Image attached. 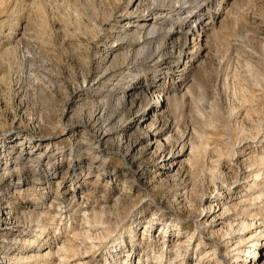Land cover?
Listing matches in <instances>:
<instances>
[{
  "label": "rangeland",
  "instance_id": "obj_1",
  "mask_svg": "<svg viewBox=\"0 0 264 264\" xmlns=\"http://www.w3.org/2000/svg\"><path fill=\"white\" fill-rule=\"evenodd\" d=\"M25 1L29 0H0V140L10 137V141L16 142L18 141L17 138L23 136V138L26 137L27 139L33 140L28 146H40L38 152L46 151L45 155H35V160L28 163L26 161H24L26 163L22 162L24 166L27 165L24 167L26 168L25 178L31 184V179L35 178L36 175V178L42 176L37 173L38 171L41 170L42 172L50 168L56 161H62V169L57 171L54 179L50 180V188L47 189V193L44 195L42 203L45 208L37 211H43V209L46 211L48 209L50 202L59 194L57 193L56 187L60 183L61 186L65 184L69 189L72 187L71 183L73 181L69 180L68 176L70 172L69 169H66L67 164L72 166L78 163L79 158H83L86 159V166H82V172L80 171L81 173L77 179L79 181L77 185L81 189L80 191L78 190L80 197L88 201V206L96 209L100 208L98 204H100L101 199L106 201L101 203L107 209V221H109L108 224L114 230L116 238L122 237L124 241L129 243L131 235H140L139 242L133 245L138 255L137 258L142 257L146 250H149V253H151L150 256L152 253L158 254V252L161 253L163 250L164 260L162 264H167L168 260L178 262L181 259L185 260L182 264H194V259H196L197 255H201L203 259L202 263L204 264H234L233 261L237 251L257 243L253 239L252 241L255 242L245 244L241 247L239 246L236 248L237 250H231L235 244L233 241H237V238H233L234 240L231 239L232 247L230 243H227L230 239L224 233L228 229V222L231 220L233 227L236 229L240 228V223L247 219V217L243 216H246V212L241 211V207L228 212V218L231 217L229 221L225 220L226 218L220 219L221 221L223 220L222 223L216 226V229L225 231L214 239L208 238L207 235L197 236L200 227L197 225V222L199 223L205 220V223H207L205 225L210 223L215 212L212 210L206 215L203 212L210 201L223 197L224 201L227 202V206L233 202H237L238 195H241L252 184L251 175L258 171L257 167H253V170L248 171L250 167H248L249 162L247 161V157L250 153H257L258 149L264 148V146L261 147L264 143L259 140L260 136H264V130H260V127H264V84L262 85L264 83V0H203V2L211 7V11L219 13L220 18L224 21L225 28H221L219 31L217 29L220 33H218L219 36L224 37V43L217 44L216 37L214 39L213 36L209 38L210 45L208 44L207 47L208 55L205 59H199L195 63L196 67L191 73L192 75L188 84L192 85V93L185 96L187 99L184 97V99L181 98L182 103H174L173 98L170 97L166 102L163 95L160 96L159 93H155L149 87L152 84H161V87H167L169 89L176 86L178 82V80H175V76L178 73L177 70L185 64L184 62L182 66H179V61H177L178 52H181L185 44L187 47H190L191 41L194 44L196 43L192 37L194 35L197 37L200 32L203 33L206 29V24L211 22V16L209 14H205L197 28L193 29L191 25L189 28L183 30V32L181 31V37L174 41V46L171 43V54L164 56L166 58L165 61H155L152 64V70L151 68L143 70L139 68V72L136 71L134 72L135 74L133 73L149 86L144 90L136 88L138 89V93L143 91V94L136 96V99L132 100L133 106L127 100L126 105L123 104L121 107H118L114 103L118 96L114 95V98L110 101V106L107 108L108 110L98 120L96 118L91 119V112L88 110L93 109V107L97 108V105L103 100L102 96H105L108 91L107 89L110 87L101 88L97 92V96H95L96 99H91L90 97V95L94 94V91L89 94L88 91L94 88L89 89L91 87V80L89 78L91 79L92 72L97 68L95 62L99 60V55H106L105 52L108 48V46H101L105 42V40L103 41V36L98 41L93 42V44L88 42V55L90 58H94L91 62L92 64L90 63L91 65L86 69L77 63L75 65L69 58L72 56L76 42L67 39L63 41L62 38L60 40L57 37L50 36V38L48 36V41L46 38V42L41 43L37 36H35V32L38 29L36 28V22H34L35 14L31 12V9L29 11V8L26 7L28 2L26 3ZM73 1L56 0L55 2L58 4L55 2L53 4L58 7L60 14L64 12L63 15H68L70 13L68 17H72L71 6L75 5ZM125 1L123 0L122 4ZM224 2L225 4H223ZM26 8L28 9L26 10ZM119 9L117 8L115 10L111 22L105 24V31L110 38L114 34L112 32L114 27L118 30L119 25H122L124 22L125 17L121 16ZM29 12V18L32 17L33 19L31 18L32 21L30 19L26 25L27 28L25 27L26 29L23 35L22 28L24 23H21V20ZM22 13L24 14L22 15ZM61 42L64 45H59ZM110 43L112 45L113 40L108 44L110 45ZM167 47L168 51H170V43ZM11 49H14V51L7 53L8 56H6V51H11ZM96 51L98 54H95ZM183 51L188 52L190 49ZM74 57L77 56L74 54ZM188 60L185 61L187 67H190L191 61ZM246 64L248 66L250 65L257 74L261 73L260 77L263 78L259 79V76L254 77L257 74L253 75V77L252 75L249 76V73H246L248 71ZM84 77H87L88 81L84 82ZM117 77L113 78L111 83H116L119 78ZM131 78L130 76L129 79ZM47 79L51 81L50 85L46 83L48 81ZM252 79L257 81L256 84ZM201 89H203V92ZM201 95H204L205 97H202L205 99L203 98L199 103L197 98ZM78 97L83 99L81 103L76 102L78 101ZM181 99L178 101H181ZM250 103L252 104L250 105ZM80 104L84 106L83 112L86 111L85 114L80 116L73 115V110L77 111L79 107H82ZM194 104H202V107L199 105L201 108L196 110H201L198 111L199 114L194 112ZM157 105H161V108H159L161 111H167L168 109L165 112L168 126L177 127L180 125L179 132H182L185 128H189L190 130L196 128L195 130L198 129L197 132L199 134L198 139L195 140L196 144L199 142L201 144L204 143L203 150L205 153H202L205 155L200 153L201 155L199 157H197L198 155L191 157L193 159L191 160V164H183L180 173L175 171V168L166 177L162 176L163 174H159L163 172L161 171L163 167L158 158H156L158 153L155 154V148H157L161 140L159 138L155 139V134L150 131L149 125L152 119V112L143 118L138 125L132 126V121H137L143 111L149 110L150 107ZM175 107L179 111H175ZM193 109L194 111H192ZM118 110L123 111V114L124 112L126 114L129 113V115L125 114V117L122 119L117 117L113 119V122L109 123L108 119L110 115L117 114L115 111ZM262 112L263 115H261ZM131 118L134 120H131ZM113 125L125 130V139L121 140V142L116 136L103 140L98 139L99 136L96 133L98 127L104 129ZM256 129H259L258 132ZM252 135L253 137L256 136L253 138ZM178 136H180V133H177L174 139H177ZM105 140H110V143H105ZM125 141L129 144L127 145L129 152H126L125 147H123L126 146ZM171 144L173 145L174 141ZM236 151H240L242 156L237 157V154H235ZM175 152H177V149ZM95 154L96 160L92 159V156ZM231 155L235 156L231 158ZM16 156L14 154L12 157ZM132 156L134 159L131 158ZM5 160V157L1 153L0 175H2L0 176V188L6 186L7 179H9L10 175L15 176L19 172L18 170L15 171L13 167L14 170H11L12 174H8L9 169L6 167ZM142 173L146 174L144 175V182L141 186V184L137 185L135 181L142 177ZM262 180L264 179L257 181L263 185L264 182ZM13 181L14 183L17 182L15 177ZM186 183L189 185V189H192V193L188 194L187 197H181L180 194L184 193L183 187ZM122 191L123 193H121ZM12 193L13 191L8 188L0 189V201L2 203L22 201L18 200V195L15 196L16 198H14V195L13 198H8ZM35 196L36 198H40L39 195L35 194L29 195V197L22 196L23 198L25 197L24 199H27L25 200L27 205L26 211L31 209L30 206L36 201ZM116 199H118L117 202ZM69 201L68 199V203ZM245 207H249L254 211V217H256L258 224L256 227L264 234V197L260 201H249ZM54 209L52 207L50 211ZM125 212L130 213L126 214ZM26 219L28 218L20 216L19 220L21 225L25 223V226L28 225L29 221H26ZM49 220L53 221V225L49 224L51 223ZM75 221L76 223H81V217L79 218L77 216ZM149 221L153 224L150 230L154 232L157 241L152 246H150V241L146 240L150 234V230L148 231L146 224ZM69 222L66 220L62 222L64 224L61 223L60 225L58 219H47L48 229L43 234L44 240L54 235L58 227L60 228L59 234L57 232V236L52 238L54 240H51L55 241L57 239L55 241L56 243H61L60 241H66L67 239L69 242L72 241L71 234L66 229ZM174 222L180 224L179 228L173 226ZM162 223L170 228L162 231ZM135 224H138V226L135 228L136 232H133L129 227ZM10 225L14 227L13 223ZM196 225L197 228L194 230ZM141 226L142 228L138 230ZM201 228H203V225ZM164 232H166V235L170 234V236L174 233L178 235L177 237L171 238L172 241L170 240L171 250L168 248L166 251L161 246ZM178 232L179 234H177ZM142 233L144 235L146 234L144 238H142ZM191 235H193L195 242L188 248L187 255L184 257L185 250L180 249V258L175 259L176 250L174 248H176L180 240L183 241L186 236L190 237ZM111 241L100 246L99 250L93 255L88 254L86 258H83L81 260L83 264H104L106 254L112 244ZM262 241H264V238ZM78 242L80 241H76V244ZM197 242H200V245L196 247ZM16 248H19V246L17 245ZM24 248L26 249L27 246ZM260 249H263V254L264 246ZM210 250L213 253L208 256L207 252ZM14 252L8 251L7 256ZM263 256L259 258V264L261 262L264 264ZM124 258L122 257V259ZM137 258H135V262L138 260ZM4 259L2 258L1 260ZM70 260L63 264H75L79 261ZM153 261L154 259H152L151 264H155V261ZM0 263L3 264L2 261Z\"/></svg>",
  "mask_w": 264,
  "mask_h": 264
},
{
  "label": "bare ground",
  "instance_id": "obj_2",
  "mask_svg": "<svg viewBox=\"0 0 264 264\" xmlns=\"http://www.w3.org/2000/svg\"><path fill=\"white\" fill-rule=\"evenodd\" d=\"M55 1L53 0L25 1L26 3L28 2V4H26V7L29 8V11L31 9V12L35 14V17L31 15L34 17V22H36L37 24L36 28H38L37 31L35 32L36 34L35 36H37V38L39 39L41 43L46 42V38L48 41L50 36L57 37L59 39L62 38L63 41H65L66 39L75 41L76 46L73 49L72 56H70L69 59L70 61H73L74 64L77 63L79 64V66H84L85 69L89 65L92 64L91 62L94 59L93 57L90 58V56L88 55V49H89L87 48L89 47L88 42L93 44V42L98 41L100 37L103 36V41L105 40V42L102 43L101 46L102 47L108 46L107 51L105 52L106 55L104 56L102 54L99 55L98 57L99 62L98 61H97L98 63L95 62L97 68H95V70L92 72L93 74L91 76V79L89 78V80H91L90 82L91 87L89 89L93 87L95 89L93 88L91 89V91H88V94L94 91V94L90 95V97L91 99H96L95 96H97L98 94L97 92L101 88H104V87H110V88L107 89L108 91L106 92L105 96H102L103 100L101 101L99 105H97V108L93 107V109L88 110L91 112V119L96 118V120H98L105 114L106 110H108L107 108L110 106L111 99L114 98V95L118 96L114 101V103H116L115 105H117L118 107H121L123 104H125L127 100H129V102H131V105H132L133 104L132 100L136 99V96L143 94L142 93L143 91L138 93L137 92L138 89L136 88H141L144 90L146 87H149L148 85L144 83V81H141V79L136 77L134 75L135 74L134 72L136 71L139 72L138 70L139 68H142V70L151 68L152 64H154L155 61H158V60L165 61L166 58H164V56H166V54H171L172 52L171 43L173 45L174 41L181 37L180 36L181 31L183 32V30L189 28L191 25L193 26V29L197 28V26L200 24L201 20L205 16V14H209L211 16V22L206 24V27H205L206 29L203 31V33L200 32L199 35H197V37L196 35L192 37V39L196 43L194 44L193 41H191L190 47H187V45L185 44L183 49H181V52L177 51L179 54L178 60H177L179 61L178 63L180 64L179 66H182L184 62L185 64H183V67L181 68L179 67V69L177 70L178 73L175 76V80H178V82L176 86H174L172 89H169L167 87H161V84H158V85L152 84L149 87L150 89H153L155 93H159L160 96L163 95V98L165 99V101L171 97L173 98L174 103L175 102L182 103L181 98L184 99L185 96H187L189 93H192L191 92L192 85L188 83L192 75L191 73L196 67L195 63L198 62L199 59H205V57L208 55L207 47L210 41L209 38L213 36V39H214V37H216L217 44H221L224 38V37L222 38L221 35L219 36L220 33L218 32L219 29L225 28L224 21L222 20V18H220L219 13H214V11H211V7L207 3L203 2V0H126L125 3L123 4H122L123 0H74L73 2L75 3V5L73 4L74 6H71V12L73 14V15L71 14L72 17H68V15L70 16V13L69 14L67 13L68 15L66 14L63 15L64 12L63 14H60V12H58V7H56L53 4V2ZM223 4H225V2ZM28 8H26V10ZM117 8H120L119 9L120 14L121 16L125 18H124L123 24L119 25L118 30L116 27H114V30L112 31L114 34L110 38L108 36V33L105 31V24H108L111 22V19L114 17V13H115V10H117ZM23 14L24 13H22V15ZM29 17H30V12L28 15L26 16L24 15L23 20H21L22 21L21 23H24V26L22 28L23 35L25 32V29L27 28L26 25L32 18V17L31 18ZM111 40H113V44L111 45L110 43L109 45L108 43L111 42ZM176 42H179V41H176ZM169 43H170V51H168V47H167ZM59 45H64V44L61 42V44ZM14 49H11V51H8L9 50L8 49L5 55L8 56L7 53L13 52ZM186 49H190V51L184 52L183 50H186ZM74 54L78 58L74 57ZM95 54H98L97 51ZM187 59L191 61L190 67L189 66L187 67V63L185 61ZM246 66L248 69L246 73H249V76L252 75L253 77V75L257 74L256 72H254L255 70L253 71L250 65L248 66L246 64ZM260 74L261 73L257 74L254 77L259 76V79L263 78V77H260ZM116 76L119 77V78L117 77L118 79L116 83H111L113 78H115ZM130 76L132 77L131 79H129ZM236 76L238 75L236 74ZM252 80L254 81V79ZM86 81H88L87 77H84V82ZM256 82L257 81H254L255 84ZM46 83L50 85L51 81L48 80L46 81ZM109 84L111 85L109 86ZM263 84L264 83H262V85ZM257 85L259 86V84ZM201 90L203 92V89ZM236 91H240V90H236ZM152 94L154 93L152 92ZM204 95H201L197 98L199 103L206 96ZM179 98L181 99V101H178L180 100ZM81 101H83V99L78 97V101L76 102L81 103ZM251 104L252 103H250V105ZM80 105L82 106V104ZM199 105L202 107V104H199ZM199 105L194 104L193 106H195L194 108L195 111L194 109L192 111L198 113L200 109L198 111L196 110L198 108H201ZM83 107L84 106L79 107L77 111L73 110L72 114L78 115V116L85 114L86 111L83 112L84 110ZM159 108H161V105L152 106L150 107L149 110L143 111V113L138 117L137 121H132V126L138 125L143 120V118L147 117L148 114L152 112V119L149 125L150 131L153 134H155V139L159 138L161 140L159 141L157 148H155V154L158 153V156H156V158H158L160 164L163 167V169L161 170L163 172L159 174H163L162 176L166 177L170 173V171H172L175 168H176L175 171L180 173L182 170L183 164L184 165L185 163L191 164L192 162L191 160H193L191 159V157H195L196 155H198L197 157H199L201 154L205 152L203 150L204 143L201 144V142H199L198 144H196V141H195L199 137V134L197 132L198 129L195 130L196 128L195 129L192 128L190 130L189 128H185L183 129L182 132H179L180 125L179 126L176 125L177 127L167 125L165 112H167L168 109L166 108L167 111H161L159 110ZM238 109L240 110V108ZM176 110L179 111L178 108L175 107V111ZM250 110H251V107H250ZM115 112L117 114L110 115L108 119L109 123L113 122V119L117 117H120V119L125 117L126 112H124V114H123V111L121 112L119 110ZM126 115H129V113H127ZM261 115H263V112ZM245 116L247 115L245 114ZM131 120H134V119L131 118ZM177 122H175V124H177ZM263 128L260 127V130H264ZM124 132H125L124 129L118 126H114V125L110 127L108 126V128H104V129H102L101 127H98L96 131L97 135L99 136L98 139L100 140L108 139L109 137L116 136L120 142L121 140L125 139ZM177 133H180V136H178L177 139H174V136ZM9 138L0 140V155L2 153L5 159L6 160L8 159L7 161L5 160L6 167L7 169H9L8 174H12L11 170H14V168H15V171L18 170L19 172L15 176L10 175L9 179H7L8 182L6 186H2V187L6 189L8 188L9 190L13 191L12 194L10 195L8 194L9 195L8 198H11V197L13 198V195H14V198H16L15 196L18 195L19 196L17 197L18 200H22V201H17L16 203H10V201L2 203L0 201V223H1L0 261H2L3 264H63V263L68 262L70 259H72V261L79 260L75 264H83V262L81 261L83 258H86L88 254L93 255L94 253H96V251L99 250L100 246H102L104 243L107 244V242L111 240H112L111 241L112 244L110 245V250H108L106 254L104 264H151L152 259H154L155 264L163 263V260H164L163 250L161 251V253L158 252V254L152 253L151 256H150L151 253H149V250H146L142 257L137 258L138 255H137L136 249L134 250L133 245L139 242L140 235H135V234L131 235L130 237L131 240L129 241V243L124 241V239L120 236H119L120 238L118 237L116 238V234L114 233V230H112L110 224H108L109 221H107V214H108L106 212L107 209L105 208V205L101 203V202H106L104 199L100 200V204H98L100 208L98 207L99 209H96L94 207L88 206L87 205L88 201L87 200L85 201L83 197L82 198L80 197L79 191L81 189L79 185H77V183L79 182L77 179L80 173L82 172V166L83 165L86 166V163H85L86 159L79 158L80 160L78 161V163L73 164L72 166L67 164L66 169L67 170L69 169V172H70L68 176L69 180L73 181L71 183L72 187L69 189L68 187H66L65 184L61 186V183H60L56 187L57 193L59 194L56 195L53 201L50 202L48 209L46 211H44L45 209H43V211L38 212L37 210L39 209L42 210V208H45L43 207V203H42L44 199V195L47 193V189L50 188V180L54 179L57 171H60V169H62L63 163L62 161H56L55 163H53V165L50 168L45 169L42 172L41 170L38 171L37 173L41 174L42 176H39L38 178H36L37 177L36 175L35 178L31 179L32 180L30 181L32 182L31 184L25 178L26 168L24 167L27 165L24 166L23 163H26V162L28 163L32 160H35V157H36L35 155L37 154L40 156L45 155L46 151L45 152L41 151L42 152L41 153V152H38L40 150V146L38 147L28 146L33 141L32 139H27L26 137L23 138L22 136V137L17 138L18 141L14 142V141H10ZM259 140L260 142L264 143V136H260ZM172 141H174L173 145L171 144ZM105 143H110V140L106 141ZM125 143H126L125 144L126 146H123V147H125L126 152H129L128 147H127V145L129 144L126 141ZM263 146L264 145L262 144L261 147ZM178 147H179V150H178ZM176 149H177V152H175ZM231 152L233 151L231 150ZM14 154L17 156L12 157L14 156ZM235 154H237V157L241 155L240 151L239 152L236 151ZM233 156L235 155H231V158H233ZM131 158L134 159L133 156ZM92 159L96 160V154L92 156ZM247 161L249 162L248 167H250L248 171L253 170V167L258 168V171L256 170L257 172L251 175L252 176L251 180L253 182L249 186V188L243 191L241 195H238L239 198L237 202H233L231 205L228 204L229 206L226 205L227 202L224 201L223 197L221 199H215L213 201H210L206 209L203 208L204 209L203 212L205 213V215L212 210L213 212H215L213 213V218L210 220V223L208 225H205L207 224L205 223V220L199 223L197 222V225L200 226L197 232V236L200 237L203 235H207L208 238L214 239L215 237L220 236L223 231H225V230L221 231V230L216 229V226L222 223L223 220L221 221L220 219L226 218L225 220L229 221L231 217L228 218L229 216L228 212H230L232 209H238L239 207H241V211H244V213L246 212L245 213L246 216L245 215L243 216L247 217V219L246 221H243V222L240 221L241 225L238 224L240 228L236 229L235 227H233L231 220L228 222L227 224L228 229L224 233L225 236H228L227 238L230 239L228 240L227 243H230V246H231L232 245L231 239L237 238L236 239L237 241H233L235 244L233 245V247L231 246L232 247L231 250H235L237 247L239 246L241 247L248 243L252 244L255 241H257V243L252 244L251 246H247L244 249L242 248L243 250L237 251L236 257H234L235 259L233 261L234 264H259V260H260L259 258L262 257V255H264V253L262 254L263 249L259 250V248L264 246V241L261 242V240L264 238V234L263 232H260V230H258L256 227L258 224L256 221V217H254V211L249 207L248 208L245 207L249 201L251 200L260 201L264 197V183L263 185H261L257 181L259 179L260 180L264 179V148H261L260 150L258 149L257 153H254V152L250 153V155L247 157ZM145 174L146 173H142V177L139 178V180L137 179L135 181L137 185L141 184L142 186V183L144 182L143 180H144ZM14 177L17 180L16 183H14L13 181ZM262 181L264 182V180ZM3 188H0V189L2 190ZM183 191L184 193L180 194L181 197L182 196L187 197L188 194L192 193V189H189V185L187 183L184 185ZM121 193H123V191ZM32 194L39 195L40 198H36L35 196L36 201L32 203V206H30L31 209L26 211L27 205H26L25 200L27 199H24L25 197L23 198L22 196L29 197V195H32ZM67 198L70 200L69 203H68ZM117 200L118 199H116V202ZM230 202H231V198H230ZM52 207L55 209L53 211H50V208ZM127 212L125 213L126 214L130 213V212L129 213ZM19 215L21 217L28 218L26 219V221H29L28 225L25 226L26 223L24 225H21L20 220H19L20 218ZM77 216H79V218L81 217V220H82L81 223L79 222L76 223L75 218ZM46 218L53 219V220L58 219V221L60 222L59 223L60 225L62 222H65L66 220L70 221L69 224L66 226V229H67V232L71 234L70 237L72 238V241L69 242L68 239L66 241L65 240L60 241L61 243H56L55 241L57 239L55 241H52L54 240L52 238H55L57 236L56 233L58 232L57 234H59L60 228L58 227L56 228L54 235L44 240L43 234L48 229ZM49 221L51 222L49 224L53 223L52 220H49ZM12 223L14 224V227L10 225ZM122 224H123V220H122ZM146 224H147V229L149 231L153 227V224L151 223V221H149ZM161 225L163 226L162 231L164 229L170 228V227H166L164 223H162ZM197 225L194 230H196ZM202 225H203V228H201ZM137 226L138 224H135V225H131L129 228L133 232H136L135 228ZM173 226L176 228H179L180 224L177 222H174ZM141 228L142 226L138 230H140ZM254 229H257V230H254ZM235 231H237V233H235ZM166 232L163 233L164 235H163L161 246L162 248H165L167 251L168 248H170L171 238L177 237L178 235H175L174 233L173 235L170 236V234L166 235L165 234ZM143 233H142V238L146 236V234L144 235ZM177 234H179V232ZM253 239H255V241H252ZM146 240L150 241V246L154 245L157 242L154 236V232L150 230V234L148 235ZM76 241H80V242L76 244ZM194 242L195 240L193 239V235H191L190 237L186 236L185 240L183 241L180 240V242L176 245V248H174L176 250L175 259L180 258V249L185 250V254H184V257H185L187 255L188 248ZM17 245L19 246V248H16ZM199 245H200V242H197L196 247ZM25 246H27V248L29 249L27 248L25 249L24 248ZM171 249H172V246L170 250ZM8 251L9 252L15 251V252L7 256ZM207 253L209 256V254H212L213 251L210 250ZM195 255H196V252H195ZM121 256L123 258L125 257L126 259L125 258H124L125 260L122 259ZM2 258H5V259L1 260ZM135 258L138 259L136 262H135ZM183 261L185 260L181 259L178 262H175V261L172 262L168 260L167 264H176V263L182 264L184 263ZM194 262H195L194 264H204L202 263L203 259L201 258V255L200 256L197 255L196 259H194ZM261 264L263 263L261 262Z\"/></svg>",
  "mask_w": 264,
  "mask_h": 264
}]
</instances>
